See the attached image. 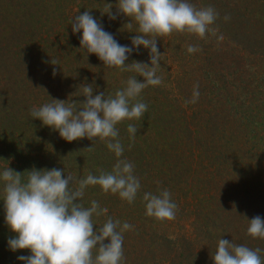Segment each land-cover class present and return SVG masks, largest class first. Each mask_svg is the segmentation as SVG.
Instances as JSON below:
<instances>
[{"label":"trees","instance_id":"trees-1","mask_svg":"<svg viewBox=\"0 0 264 264\" xmlns=\"http://www.w3.org/2000/svg\"><path fill=\"white\" fill-rule=\"evenodd\" d=\"M190 2L215 8L212 27L224 39L186 32L158 38L163 83L141 93L148 105L141 120L118 125L121 158L134 163L141 182L136 200L129 204L98 186L83 197L85 207L97 200L108 209L93 217L97 227L109 216L133 225L124 233L123 264H214L220 238L260 248L264 258V240L246 231L247 220L264 219V42L251 43L253 27L264 31V0ZM104 3L116 12L117 0H0V171L57 168L77 178L111 171L117 158L103 142H66L29 114L50 98L82 103V84H93V95L114 94L135 75L79 50L82 32L74 34L71 21L86 10L119 44L131 46L136 33L122 29L129 19L102 16ZM188 45L201 51L190 54ZM133 61L149 63V50L133 51L126 64ZM197 83L198 102L186 105ZM129 123L139 128L135 141ZM164 188L178 208L175 219L158 222L145 215L142 196ZM2 191L0 183V264H23L18 257L30 252L9 249L15 233L5 223Z\"/></svg>","mask_w":264,"mask_h":264},{"label":"clouds","instance_id":"clouds-1","mask_svg":"<svg viewBox=\"0 0 264 264\" xmlns=\"http://www.w3.org/2000/svg\"><path fill=\"white\" fill-rule=\"evenodd\" d=\"M113 7L104 3L101 15L115 20L122 14L129 19L122 29L136 33L131 38V46L119 44L88 10L72 19V31L74 34L82 32L79 50L87 55L95 54L105 68L135 75L123 81L114 94L93 95L94 85L82 84L78 93L85 98L82 103L50 98L49 103L31 108L29 114L57 131L66 142L84 138L93 143L103 142L117 158L116 162L111 171L100 169L98 175L89 172L81 178L71 173L66 175L64 169L57 168H33L21 174L7 166L0 171L5 223L15 233L8 240V246L13 252H30L28 256L18 257L23 264H123L124 233L133 230V225L109 216L97 227L93 217L106 216L108 209L101 207L97 200L85 207L82 203L85 191L90 186H98L102 192L118 195L129 204L136 200L141 182L135 174L134 163L121 158L124 146L118 125L141 120L148 109L140 99L141 93L163 83V76L158 75L163 72L160 67L163 55L159 53L157 40L185 32L201 39L209 34L217 37L219 31L212 27L219 18L215 8L210 5L198 8L190 0H117L115 13ZM229 19L227 15L224 17L225 21ZM217 39L222 41L224 37L221 34ZM141 47L149 50V63L126 64L132 52ZM198 51L201 49L195 45L187 46L190 54ZM51 63L55 65L56 61L51 60ZM137 77H142V82ZM199 96L197 83L185 104L197 103ZM138 131L136 124L127 125L131 141H135ZM82 151L91 152L93 146ZM142 200L147 217L158 222L175 219L178 206L167 188L158 189L157 193L144 192ZM247 221V235L264 240V219L257 215ZM261 251L220 238L211 259L214 264H264Z\"/></svg>","mask_w":264,"mask_h":264},{"label":"rangeland","instance_id":"rangeland-1","mask_svg":"<svg viewBox=\"0 0 264 264\" xmlns=\"http://www.w3.org/2000/svg\"><path fill=\"white\" fill-rule=\"evenodd\" d=\"M249 37L251 38V36H249ZM251 40H252V38H251ZM252 41H251V43H253V47L257 46L258 43H260V42H264V31L260 29L259 32H256V28L253 27V40Z\"/></svg>","mask_w":264,"mask_h":264}]
</instances>
